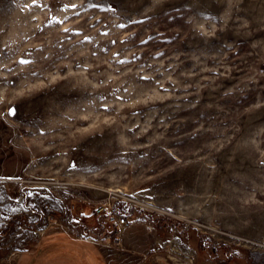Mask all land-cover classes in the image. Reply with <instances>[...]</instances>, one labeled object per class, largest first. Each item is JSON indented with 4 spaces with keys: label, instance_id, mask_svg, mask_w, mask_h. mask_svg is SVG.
Returning <instances> with one entry per match:
<instances>
[{
    "label": "rangeland",
    "instance_id": "rangeland-1",
    "mask_svg": "<svg viewBox=\"0 0 264 264\" xmlns=\"http://www.w3.org/2000/svg\"><path fill=\"white\" fill-rule=\"evenodd\" d=\"M56 228L264 264V0H0V264Z\"/></svg>",
    "mask_w": 264,
    "mask_h": 264
},
{
    "label": "crops",
    "instance_id": "crops-1",
    "mask_svg": "<svg viewBox=\"0 0 264 264\" xmlns=\"http://www.w3.org/2000/svg\"><path fill=\"white\" fill-rule=\"evenodd\" d=\"M16 264H110L108 251L87 238L67 230L44 232L32 250L24 251Z\"/></svg>",
    "mask_w": 264,
    "mask_h": 264
},
{
    "label": "built area",
    "instance_id": "built-area-1",
    "mask_svg": "<svg viewBox=\"0 0 264 264\" xmlns=\"http://www.w3.org/2000/svg\"><path fill=\"white\" fill-rule=\"evenodd\" d=\"M110 212H112V208H110ZM112 215V222L114 223L115 227L120 230V232H123L127 226V221L124 217H118L116 215L113 216V214H109Z\"/></svg>",
    "mask_w": 264,
    "mask_h": 264
},
{
    "label": "snow or ice",
    "instance_id": "snow-or-ice-1",
    "mask_svg": "<svg viewBox=\"0 0 264 264\" xmlns=\"http://www.w3.org/2000/svg\"><path fill=\"white\" fill-rule=\"evenodd\" d=\"M33 2H35V0H33ZM73 8H75L76 7V5L75 4H73V5H71ZM92 7H99V5H97V4H93V5H91ZM120 27H125V25H120ZM65 31H68V29H65ZM106 34V33H105ZM87 39V38H86ZM21 63H28L29 61H27V60H21L20 61ZM33 193H31V192H29L28 193V195L29 196H31Z\"/></svg>",
    "mask_w": 264,
    "mask_h": 264
}]
</instances>
